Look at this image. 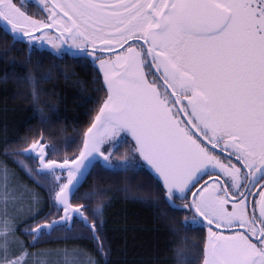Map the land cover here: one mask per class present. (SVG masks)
I'll list each match as a JSON object with an SVG mask.
<instances>
[{
    "label": "snow or ice",
    "instance_id": "1",
    "mask_svg": "<svg viewBox=\"0 0 264 264\" xmlns=\"http://www.w3.org/2000/svg\"><path fill=\"white\" fill-rule=\"evenodd\" d=\"M39 7L45 19L0 0L4 34L30 51L45 41L56 49L70 43L74 57L98 64L106 94L78 154L50 159L57 146L42 134L5 150L38 160L21 165L46 189L51 206L41 222L20 230L9 205L24 197L0 165V264H61V252L62 264H108L104 205L90 203L94 191L80 194L96 163L146 171L169 208L191 213L180 221L183 228L207 227L202 248L182 238L175 264H264V0H39ZM23 79L37 99L36 79ZM128 136L131 155L113 160L110 153ZM26 191L29 218L37 217L42 208L33 205L43 198ZM130 198L158 206L147 193ZM77 222L95 256L35 247Z\"/></svg>",
    "mask_w": 264,
    "mask_h": 264
},
{
    "label": "trees",
    "instance_id": "2",
    "mask_svg": "<svg viewBox=\"0 0 264 264\" xmlns=\"http://www.w3.org/2000/svg\"><path fill=\"white\" fill-rule=\"evenodd\" d=\"M49 72L50 77L44 78ZM28 74L37 81V99L32 96L33 85L23 79ZM105 94L100 74L92 62L66 52L57 55L44 47L30 51L25 42L13 45L12 37L5 35L0 27V165L18 172L43 198L37 205L42 208L40 215L21 222L20 230L41 222L51 205L46 189L33 179L34 173L20 166L25 161L32 166L38 165L37 160L11 152L5 155V150L26 147L42 134L44 140L57 146L50 159L78 154L82 134ZM131 144L127 137L126 143L111 152L112 159L131 155ZM126 184L131 187L130 192L124 191ZM137 185L142 187L137 188ZM86 191L96 193V198L90 202L92 205H104L105 234L111 246L108 264H175L174 249L184 237L189 244L195 243L202 248L204 230L181 226L180 221L188 212L169 208L160 199L159 189L146 171H114L96 163L80 186V194ZM140 192L154 197L158 206L130 198L133 193ZM52 212L55 213V209ZM81 230L77 222L71 232L58 229L45 237L43 243L47 241V246L68 249L75 246L95 256L93 242L78 235Z\"/></svg>",
    "mask_w": 264,
    "mask_h": 264
},
{
    "label": "rangeland",
    "instance_id": "3",
    "mask_svg": "<svg viewBox=\"0 0 264 264\" xmlns=\"http://www.w3.org/2000/svg\"><path fill=\"white\" fill-rule=\"evenodd\" d=\"M22 1H25V0H20V3ZM34 1H36L39 4V0H34ZM23 10H25V9L23 8ZM42 13H44V15H45L44 17H46V12L42 11ZM28 14L30 15V13H28ZM34 17H36V16H34ZM36 18L37 19H44L43 17L42 18L36 17ZM0 22L3 24L2 21H0ZM40 31L42 32L43 30H40ZM54 31L55 30L53 29L52 32H54ZM49 34H51V33H49ZM33 35H38V33H34ZM44 44H46L48 46V48L50 49V51H52L53 53H55L57 55L65 52V51H68V50H77V49H75L74 46H72L70 43H67V42L61 44L60 45V49H56L52 45H49L47 43V41H45ZM102 76H103V73H102ZM108 145H109V147H108ZM111 147H112L111 144H107L106 147L102 146V150H104V148H105L106 150H104V151L107 152L108 148H111ZM110 155H111V153H110ZM23 164H26L29 167L32 166V164L30 162H27V161L23 162ZM20 166L23 167L21 164H20ZM23 169L26 172L28 171L25 167H23ZM9 172L11 174L10 177H9L11 185L16 188L18 194H22L23 197H24L23 200H20V201H18L16 203V206L15 207H13L11 204L9 205L10 212H15L16 214H18V219H19V221L21 223V222L25 221L26 219H29V213H28V206H29L28 197H29V192L26 191V189L27 190H32V191H35V189L33 187H30V185H27L25 183V180L23 179V177L18 172L14 171V170H9ZM33 207L37 208V205H33ZM26 228H28V227H25L24 226L22 229H26ZM36 248L37 249H53V250L60 249V250H62L65 247H63V246H54V247L47 246V241H46L45 243H42V244L38 245ZM74 248H76V247L75 246H72L69 249L71 250V249H74ZM62 257H63V253L61 252L59 254V256L57 257V259H59L61 261V264H62ZM83 259H86V257H84Z\"/></svg>",
    "mask_w": 264,
    "mask_h": 264
},
{
    "label": "flooded vegetation",
    "instance_id": "4",
    "mask_svg": "<svg viewBox=\"0 0 264 264\" xmlns=\"http://www.w3.org/2000/svg\"><path fill=\"white\" fill-rule=\"evenodd\" d=\"M15 3H18V4H21L22 3V7L25 9V11H27L28 13L31 12L30 15L32 16H36L38 18H44L45 19V15L44 13H42V10L41 8L39 7V4L34 1V0H25V1H22L20 3V0H14ZM210 175H215V174H212L210 173ZM207 179V178H205ZM259 189H253V192H258ZM189 198H191V193L189 194ZM252 197L250 196L249 197V201H251ZM177 203H181V201H177ZM188 216L191 215V213H187ZM206 223V222H205ZM207 224V223H206ZM203 230H204V233H205V230L207 229V227H201Z\"/></svg>",
    "mask_w": 264,
    "mask_h": 264
},
{
    "label": "water",
    "instance_id": "5",
    "mask_svg": "<svg viewBox=\"0 0 264 264\" xmlns=\"http://www.w3.org/2000/svg\"><path fill=\"white\" fill-rule=\"evenodd\" d=\"M0 27H1L2 29H3V27H4V25H3L1 22H0ZM9 36H11V35H9ZM25 43H27V42H25ZM27 44H28V43H27ZM44 45H45V46H44L45 49L50 50L46 44H44ZM28 47L30 48L29 44H28ZM75 51H77V50H68V51H65V52H66L69 56L74 57L73 53H74ZM93 65L95 66V68L98 70V72H99V74H100L101 81H102L103 87H104L105 92H106V87L104 86V83H103L102 72H100L99 67H98L97 64H93ZM128 137H129V139H130L131 142H132L131 137H130V136H128ZM82 141H83V139H82ZM81 147H82V143H81ZM26 156H27V155H26ZM37 162H38V160H37ZM38 163H39V162H38ZM100 164H101V163H100ZM101 165H102V164H101ZM102 166H103V165H102ZM84 180H85V179H84ZM206 237H207V230H206V233H205V239H206Z\"/></svg>",
    "mask_w": 264,
    "mask_h": 264
}]
</instances>
